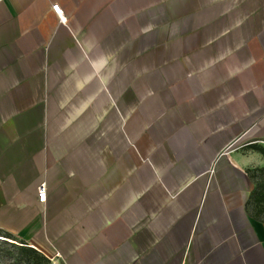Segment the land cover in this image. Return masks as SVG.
<instances>
[{
  "label": "crops",
  "instance_id": "obj_1",
  "mask_svg": "<svg viewBox=\"0 0 264 264\" xmlns=\"http://www.w3.org/2000/svg\"><path fill=\"white\" fill-rule=\"evenodd\" d=\"M263 142L264 0H0V232L47 259L264 264Z\"/></svg>",
  "mask_w": 264,
  "mask_h": 264
},
{
  "label": "rangeland",
  "instance_id": "obj_2",
  "mask_svg": "<svg viewBox=\"0 0 264 264\" xmlns=\"http://www.w3.org/2000/svg\"><path fill=\"white\" fill-rule=\"evenodd\" d=\"M253 171L254 189L249 207L253 214L259 215L260 218L264 219V205L258 202L260 194L264 192V168ZM261 211L262 213H260ZM28 248L32 247L21 239L0 232V264H62L57 261L44 260L37 255L25 251Z\"/></svg>",
  "mask_w": 264,
  "mask_h": 264
},
{
  "label": "built area",
  "instance_id": "obj_3",
  "mask_svg": "<svg viewBox=\"0 0 264 264\" xmlns=\"http://www.w3.org/2000/svg\"><path fill=\"white\" fill-rule=\"evenodd\" d=\"M53 11L59 16V18L64 21L63 13L59 5H53ZM38 199L39 202L45 203L47 199V192H46V183L43 182L38 187Z\"/></svg>",
  "mask_w": 264,
  "mask_h": 264
},
{
  "label": "trees",
  "instance_id": "obj_4",
  "mask_svg": "<svg viewBox=\"0 0 264 264\" xmlns=\"http://www.w3.org/2000/svg\"><path fill=\"white\" fill-rule=\"evenodd\" d=\"M250 148L253 149V150H255V151H257V152H259V153L264 157V147H263V146H260V145H252V146H250ZM252 177H253V179H254V175H253ZM252 194H253V193H252ZM251 197H252V196H251ZM258 202H259V204H263V205H264V192L260 194L259 199H258ZM263 211H264V208H263ZM260 213H262V211H261ZM258 217H259V215H258ZM25 251H28V252H30L31 254L37 255V256L43 258L44 260L49 261V259H47L45 256H43L42 254H40V253H39L37 250H35L34 248H28V249L25 250Z\"/></svg>",
  "mask_w": 264,
  "mask_h": 264
}]
</instances>
